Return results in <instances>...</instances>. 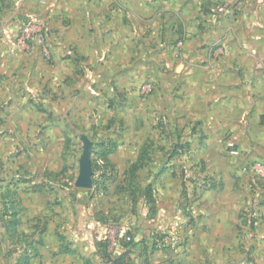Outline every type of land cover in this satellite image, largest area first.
Returning a JSON list of instances; mask_svg holds the SVG:
<instances>
[{"label":"rangeland","instance_id":"rangeland-1","mask_svg":"<svg viewBox=\"0 0 264 264\" xmlns=\"http://www.w3.org/2000/svg\"><path fill=\"white\" fill-rule=\"evenodd\" d=\"M49 11L48 0H36L33 20L10 10L4 17H16L13 22L17 24L13 38L12 30H7L11 41L0 29V264H4L3 250L9 249L11 255L10 249H33L34 241L41 239L33 238L43 226L37 224L31 231L30 204L57 205L58 200L77 198L73 189L83 151L82 136L91 141V160L106 166L96 184L83 191L93 209L108 206L104 218L100 215L113 222L104 238L107 248L113 251L118 235L126 236L127 229L133 233L127 249L134 250L125 264H264V143L259 147L253 140L264 134V122L247 126L249 133L242 139L231 129L217 136L209 128V105L202 100L209 101V77L198 78L208 84L201 86L199 82L196 102L186 101L194 77L182 72L209 73V20L205 18L209 13L194 15L196 18L187 23L191 27L188 30L185 25L153 30L142 23H128L127 31L134 32L132 39H138L141 53L151 62L145 77H137L133 86L128 85L131 87L115 96L111 86L100 88L87 76L94 70L91 64L86 70L76 68L79 46L67 41L64 54L57 53L72 58L74 66L65 68L69 72L63 78V88L58 86L61 90L54 92V101H48L49 94L38 101L33 94L20 95L19 91L27 77L33 79L35 68L45 78L46 69L55 66L54 51L61 46V29L54 28ZM119 15L126 17L125 13ZM162 18L166 25L175 20L183 23L177 15ZM24 25L36 27L33 37L43 35L47 55L43 47L41 52L36 51L39 44L34 38L33 51L17 46L16 37ZM99 28L90 23L85 31L77 27L67 30L69 37L77 33L89 44L86 58L80 57L83 62L93 55L90 48L98 50L104 40L100 34L105 30ZM159 40L166 42L164 60L148 57L157 51ZM135 50V45L130 46L127 56L134 55ZM25 56H36L40 63L35 66V62H29L26 68L18 60ZM12 59L17 60L16 66L11 65ZM161 69L166 70L164 75ZM164 86L169 88L165 90V120L157 109L158 91ZM172 88L179 90L178 94H173ZM143 104L150 105V113ZM109 136H133L135 142H126L124 151L110 160L106 151L111 148L100 143ZM103 153L107 162L101 161ZM93 186L99 195L91 199ZM149 197L151 201L146 202ZM12 213L22 219L20 227L4 232L3 221L11 219ZM94 260L100 264V259Z\"/></svg>","mask_w":264,"mask_h":264},{"label":"crops","instance_id":"crops-1","mask_svg":"<svg viewBox=\"0 0 264 264\" xmlns=\"http://www.w3.org/2000/svg\"><path fill=\"white\" fill-rule=\"evenodd\" d=\"M48 7L54 28L61 29V33H59L61 46L55 47L54 51L56 52L53 58L55 66L46 69L49 71L45 78L42 73H39V69L35 68L33 79L27 77L26 81H23L19 91L20 95L26 94L24 92L31 93L39 101L41 97L49 94L48 101H54V92L61 90L57 88L58 86L63 88V78H66L69 72L65 68L74 66L72 58L68 59L63 55L60 57L57 51L64 54L65 44L71 40L79 46L80 55L74 61L76 68L86 70V65L91 64L94 70H89L87 76L93 78L92 82L100 84V88L105 85L111 86L112 95L115 96L116 92L123 88L131 87L128 85L133 86L137 77H145L151 62L141 53V44L138 39H132L134 32L132 33L131 29L127 31L128 23H142L153 30L156 28L161 30L172 28L174 30L181 28H178V25H185L188 30L191 27L187 23L196 18L194 15L209 13V18L205 17L209 20V73L205 72L204 75H201L195 70L182 72L189 78L194 77L191 79V96L186 99L187 103L192 100L196 102L199 82H201V86L205 83L208 84L205 78L209 77V101L202 100L209 105V128L215 130L214 133L217 136L225 132V129H231L236 137L242 135V139L249 133L247 126L256 125L260 121L264 122V0H48ZM35 8L36 0H0V29L7 33L5 38L11 41L9 37L11 34L7 30H12L11 37L13 38L17 24L13 22L16 17H4V15H9L7 13L12 10L17 15L18 13L28 15V20L35 19V16H32L36 14ZM124 13L126 17L122 18L119 14ZM141 15H147V18H142ZM162 15H173V17L177 15L181 20L183 19V23L175 20L173 24L166 25L164 24L166 20L162 18ZM90 23L96 28L100 27V31L105 30L100 34L104 40L100 42L98 50L94 51L93 47L90 48L93 55H88L87 61L83 62L84 60H81L80 57L85 56L89 44L84 43L77 33H73L74 35L69 37L70 34L67 33V30L77 27L78 30L85 31L91 28L87 29V25ZM192 23L195 21L192 20ZM40 28L43 31V27ZM134 31L137 36H141L139 30L134 29ZM158 44L157 51H152L148 57L157 56L158 60H164L166 58V42L159 40ZM133 45L136 46L134 55H137V59L135 60L133 54L127 56L128 48ZM94 46L97 47L96 44ZM36 51L41 52V46L36 47ZM18 60L23 61L26 68H29L31 62H35V66L36 62L40 63L36 56H25ZM138 60H144L145 63H139ZM16 64L17 60L12 59L11 65L16 66ZM161 71L163 75L166 73V70L161 69ZM198 78L205 80L202 81ZM31 81L34 82L32 86ZM55 83L57 84L55 85ZM165 90H169V88L164 86L161 91H158V115L162 114L163 120H165V108L168 100L165 97ZM170 90L173 94H178L179 91L174 88ZM59 100L60 98H58ZM25 107L32 110L34 108L31 104L26 103ZM149 107V104H143L144 110L148 113H150ZM145 111L144 113H146ZM146 140L144 138L143 142L145 143ZM253 140L259 143L256 145L261 147L262 142L264 143V134L260 136V139L254 136ZM126 142H135V139L133 136L125 138L109 136L100 140L101 144L111 148L107 151L110 160L111 156L124 151ZM140 149L138 153L141 152ZM114 168L113 165L112 169L114 170ZM80 188L75 186L73 189L75 190L73 194L77 196L74 201L65 198L58 200L57 205L30 204L32 206H29V211L32 214L29 219L32 220L31 231L34 232L37 224L43 226L41 232L34 233L33 238L40 236L41 239L37 242L34 241V249H21V247L10 249L11 255L8 254L9 249L3 250V263L99 264L95 262V257L100 259V264H111V254L127 253L130 257L131 251L134 249L124 248L118 242H114L116 244L113 251L109 248H100V242H105V234L110 231L109 227L113 224L111 219L100 218V215L103 217L102 214L109 211L108 206L94 207L95 209H93L92 202L86 201L87 193L83 191L85 189ZM94 189L93 186L89 194L91 199L99 195L98 192L93 191ZM19 211L15 210L17 213ZM15 217L16 228H18L22 219L20 216L15 215ZM3 229L6 232V228L3 227ZM126 232L133 234L128 229ZM27 255L28 260L24 262L23 258Z\"/></svg>","mask_w":264,"mask_h":264},{"label":"trees","instance_id":"trees-1","mask_svg":"<svg viewBox=\"0 0 264 264\" xmlns=\"http://www.w3.org/2000/svg\"><path fill=\"white\" fill-rule=\"evenodd\" d=\"M107 152V151H106ZM107 155H105V153H103L101 155V161H105L107 162L108 161V158L106 157ZM91 165H92V169H93V176H92V184L95 185L96 182H97V176L98 174L101 175V170L103 168H105V164H102L100 163L99 161H93L91 160ZM104 170V169H103ZM95 190H96V187H95ZM148 194V193H146ZM150 195V194H148ZM147 196V195H146ZM145 196V198H146ZM151 199L150 197L146 200V202H150ZM15 220H16V217H15V214L12 213L11 215V219H6L4 222L5 224V228L8 229V228H12L13 230L16 229V223H15ZM127 235H130L129 232H127ZM117 242L124 248H128L130 247V245L132 244V239H130L129 241H127L125 239V236L123 235H118V240ZM32 246V245H31ZM100 247L101 249H104V248H107V245L105 244L104 241H101L100 242ZM34 249V248H33ZM129 258L128 254L127 253H121L119 255H112V257H110V261L112 262V264H125L127 262V259ZM109 259V258H108ZM28 260V255L25 256V258H23V261L26 262Z\"/></svg>","mask_w":264,"mask_h":264},{"label":"water","instance_id":"water-1","mask_svg":"<svg viewBox=\"0 0 264 264\" xmlns=\"http://www.w3.org/2000/svg\"><path fill=\"white\" fill-rule=\"evenodd\" d=\"M83 151L78 159V175L74 182L75 186L88 188L92 184L93 169L91 165L90 149L91 141L82 136Z\"/></svg>","mask_w":264,"mask_h":264},{"label":"built area","instance_id":"built-area-1","mask_svg":"<svg viewBox=\"0 0 264 264\" xmlns=\"http://www.w3.org/2000/svg\"><path fill=\"white\" fill-rule=\"evenodd\" d=\"M34 29L35 28H34V26L32 27V25H24L21 28V32H20L19 36L16 37V44L21 49H24L26 51H31L34 48V46H33L34 44H33V40H32L34 38L36 40L35 42H37L39 44V46L43 47L42 50L47 55L48 54V46H46L45 38L43 37V35L41 33H38L37 35H35V37H33V32H34L33 30ZM125 239L127 241H129L131 239L130 235H126Z\"/></svg>","mask_w":264,"mask_h":264}]
</instances>
